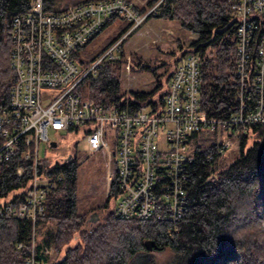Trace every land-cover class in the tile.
I'll list each match as a JSON object with an SVG mask.
<instances>
[{
  "label": "built area",
  "instance_id": "2783aa9c",
  "mask_svg": "<svg viewBox=\"0 0 264 264\" xmlns=\"http://www.w3.org/2000/svg\"><path fill=\"white\" fill-rule=\"evenodd\" d=\"M166 2L82 0L60 11H47L43 0H34L30 10L12 16L10 61L16 77L8 100L0 101V167L23 144V157L33 162V174L22 200L0 203V216L32 220V241L15 243L25 249L24 264H46L40 252H54L53 246L39 249L36 220L45 214L47 191L64 175L40 172L38 162L46 156L40 153L43 140L51 145L55 139L59 145L58 137L64 133L75 141L84 138L90 150L106 154L109 183L119 189L116 213L123 218L168 220L172 231L177 230L188 202V165L194 160L190 136L214 132L208 139L215 142L208 153L213 158L224 154L234 135L252 123L264 122V0H228L236 18L238 77L237 105L228 115L202 111L201 65L195 51H187L175 64L158 105L149 100L137 106L128 99L98 102L80 95L78 87L86 75L103 61L118 57L124 38L155 17ZM117 16L131 21L128 30L82 66L75 50ZM51 128L57 137H51ZM69 145L74 148L73 143ZM23 169L19 165L17 172Z\"/></svg>",
  "mask_w": 264,
  "mask_h": 264
},
{
  "label": "trees",
  "instance_id": "16d2710c",
  "mask_svg": "<svg viewBox=\"0 0 264 264\" xmlns=\"http://www.w3.org/2000/svg\"><path fill=\"white\" fill-rule=\"evenodd\" d=\"M34 0H0V101H7L16 72L11 65V19L20 11H28ZM82 0H43L47 11H60L70 3ZM151 4L156 0H147ZM146 5H143V9ZM156 16L179 19L198 37L180 42L171 61L164 60L162 71L135 57L134 68L156 73L157 84L151 90L123 91L120 70L125 62L124 48L118 57L109 58L83 79L80 95L98 102L114 101L132 106L145 100L160 104L168 89L175 64L187 51H195L201 65L200 107L209 115H228L237 105L236 18L228 0H167ZM131 21L117 16L107 22L87 44L74 52L77 61L87 66L113 41L125 33ZM112 29L108 38L100 35ZM187 44V45H186ZM214 132L199 131L190 136L194 160L188 165L190 188L185 214L171 231L168 220L151 217L123 218L116 213L119 189L111 183L109 196L114 203L103 205L104 214L92 225L88 210L81 209L78 199L79 160L72 156L38 162L41 173L63 172L64 178L45 196V214L36 220L39 249L53 246L54 252L42 253L46 264H264V122H255L237 133L240 153L230 162L222 155L208 158L215 142ZM252 141L247 145L248 138ZM3 137L0 135V144ZM74 146V144H73ZM23 144L17 145L0 167L1 202H18L25 197L33 174L31 159L23 157ZM22 165L23 172H17ZM102 211V212H103ZM33 222L29 218L0 216V264H24L25 249L16 241H32ZM80 237L81 242H69ZM156 245L148 247L146 240ZM160 256L156 249L164 248ZM64 248L62 256L58 257Z\"/></svg>",
  "mask_w": 264,
  "mask_h": 264
},
{
  "label": "rangeland",
  "instance_id": "374dc122",
  "mask_svg": "<svg viewBox=\"0 0 264 264\" xmlns=\"http://www.w3.org/2000/svg\"><path fill=\"white\" fill-rule=\"evenodd\" d=\"M141 4L147 3V0H138ZM112 29H107L100 35V41L111 35ZM198 37L196 32L187 30L179 19H170L166 17L155 16L151 20L132 30L123 40V48L125 52V62L122 63L120 76L122 79L123 91L133 90H151L157 84V76L152 70L144 68H134L132 63L135 57L145 60L146 62L156 66L157 71H162L164 60L171 61L173 51L179 49V42L188 43ZM180 39V40H179ZM187 45V44H186ZM135 61H137L135 59ZM131 63L130 68L127 64ZM52 138L57 137L56 131L50 129ZM60 146L53 147L48 141L43 140L40 144V153L55 159L60 152L68 151L69 144H74L75 154L79 160L78 166V187L77 194L81 204V209H87L88 217L94 212L99 213L97 222L104 214L103 205L106 202L109 206L114 203L113 197L109 196L110 183L108 179L109 165L106 154L101 150H90L88 143L84 138L75 141L70 134L64 133L58 137ZM252 141L249 137L247 145ZM111 143V142H110ZM65 149V150H64ZM241 145L237 135L232 138V144L226 148L222 155L224 162H230L240 153ZM8 194L7 196H9ZM7 196L0 197L3 200ZM103 211V212H102ZM88 224L92 225L95 221L89 219ZM81 242L80 237H73L70 244ZM166 249L159 248L155 252L162 256ZM64 248L59 252L58 257L62 256Z\"/></svg>",
  "mask_w": 264,
  "mask_h": 264
},
{
  "label": "water",
  "instance_id": "95a60500",
  "mask_svg": "<svg viewBox=\"0 0 264 264\" xmlns=\"http://www.w3.org/2000/svg\"><path fill=\"white\" fill-rule=\"evenodd\" d=\"M51 145L53 147H56L58 145L57 140H55V139L54 140H51ZM68 156H71V154H69ZM98 218H99V213L98 212H94L93 214H91L90 217H88L87 221L89 219H91V220L97 222ZM146 243H147L148 247H152L153 245H156V242H155L154 239H147L146 240Z\"/></svg>",
  "mask_w": 264,
  "mask_h": 264
},
{
  "label": "flooded vegetation",
  "instance_id": "af4514ba",
  "mask_svg": "<svg viewBox=\"0 0 264 264\" xmlns=\"http://www.w3.org/2000/svg\"><path fill=\"white\" fill-rule=\"evenodd\" d=\"M61 144H59L58 145V147L60 146ZM69 146V149H68V151H62V152H60V154L58 155V157H65V156H67V155H69V154H71V156L75 153V152H73V149L71 148V146L70 145H68ZM65 150V149H64Z\"/></svg>",
  "mask_w": 264,
  "mask_h": 264
}]
</instances>
